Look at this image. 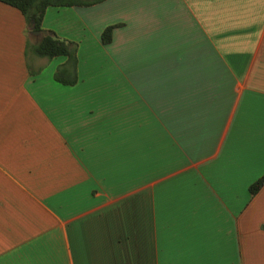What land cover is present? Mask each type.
I'll list each match as a JSON object with an SVG mask.
<instances>
[{
    "label": "crops",
    "instance_id": "crops-1",
    "mask_svg": "<svg viewBox=\"0 0 264 264\" xmlns=\"http://www.w3.org/2000/svg\"><path fill=\"white\" fill-rule=\"evenodd\" d=\"M42 29L74 68L0 3V264H264V0L50 6Z\"/></svg>",
    "mask_w": 264,
    "mask_h": 264
},
{
    "label": "trees",
    "instance_id": "trees-1",
    "mask_svg": "<svg viewBox=\"0 0 264 264\" xmlns=\"http://www.w3.org/2000/svg\"><path fill=\"white\" fill-rule=\"evenodd\" d=\"M105 0H0V3L6 4L17 9L25 18L29 32H42V22L46 9L50 6H91ZM120 25L106 27L101 34L103 44H110L112 41L113 30ZM48 32V31H46ZM33 53L38 57L52 59L58 56H65L68 59V66L73 68L77 64V44L71 41L62 40L53 33L48 32L47 36H41L31 45ZM65 67L59 68L55 73V79L64 84H72L75 78L70 81L63 79L65 76ZM264 186V175L256 180L249 187L251 197L255 196ZM264 229V225L262 227Z\"/></svg>",
    "mask_w": 264,
    "mask_h": 264
},
{
    "label": "water",
    "instance_id": "water-1",
    "mask_svg": "<svg viewBox=\"0 0 264 264\" xmlns=\"http://www.w3.org/2000/svg\"><path fill=\"white\" fill-rule=\"evenodd\" d=\"M34 35L40 38L41 36H47L48 32H46V31L34 32Z\"/></svg>",
    "mask_w": 264,
    "mask_h": 264
},
{
    "label": "rangeland",
    "instance_id": "rangeland-1",
    "mask_svg": "<svg viewBox=\"0 0 264 264\" xmlns=\"http://www.w3.org/2000/svg\"><path fill=\"white\" fill-rule=\"evenodd\" d=\"M84 1H87V0H84ZM32 50V49H31Z\"/></svg>",
    "mask_w": 264,
    "mask_h": 264
}]
</instances>
